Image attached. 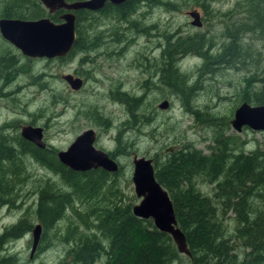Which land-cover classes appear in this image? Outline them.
Returning <instances> with one entry per match:
<instances>
[{
	"label": "trees",
	"instance_id": "trees-1",
	"mask_svg": "<svg viewBox=\"0 0 264 264\" xmlns=\"http://www.w3.org/2000/svg\"><path fill=\"white\" fill-rule=\"evenodd\" d=\"M142 5L162 7L166 11L174 7L172 0H125L117 5L105 2L94 12L74 11L75 41L69 53L85 48L79 43L81 28L91 13L114 15L128 28L135 29L139 20L132 15ZM201 6L205 9L204 3ZM246 8L245 21L233 23L229 29L226 27L222 34L224 41L216 51L212 50L214 40L202 34L171 39L172 34L168 33L160 48L161 62H164L156 74L158 87L172 90L193 120L210 131L211 144L206 153L186 142L162 157L155 153L152 158L155 180L169 196L176 225L190 253L184 255L186 264H264V143L245 151L244 140L227 133L229 121L225 116L193 105L197 80L188 84L191 79L176 65L179 55L194 56L200 60L196 69L198 76L214 73L220 67L234 66L241 58L237 53L239 30H256L264 37V0H247ZM57 14L48 13L38 0H0V17L47 16L57 22ZM17 63L18 59L9 50L0 48V74L15 72ZM118 95L125 103L132 102L129 108L139 102L138 97L125 92ZM241 95L240 102L264 104V85L251 90L245 87ZM90 112L95 124L107 128L94 108ZM130 114L138 117L132 111ZM140 117L142 126L150 122V117L143 114ZM36 152L30 154L38 162L44 157L46 167L52 166V172L61 182L60 186L52 182L37 189L32 211L43 230L53 229L59 222L67 223L58 234L66 248L56 264H95L98 261L101 264H185L167 233L157 230L151 219L132 214L134 197L124 196L110 179L119 171L76 172L60 164L53 150L45 151L43 157ZM7 153L6 160L15 162L12 177L17 181L18 158L10 150ZM0 179L6 180L2 169ZM203 184L210 186V193L200 189ZM30 227L29 220L23 217L0 233V264H17L13 255L1 253L7 242L20 238Z\"/></svg>",
	"mask_w": 264,
	"mask_h": 264
},
{
	"label": "rangeland",
	"instance_id": "rangeland-1",
	"mask_svg": "<svg viewBox=\"0 0 264 264\" xmlns=\"http://www.w3.org/2000/svg\"><path fill=\"white\" fill-rule=\"evenodd\" d=\"M172 2L174 9L167 11L162 7L142 5L132 15L139 20L135 29L128 28L114 15L91 13L81 28L83 33L79 43L85 48L62 61L37 57L29 60L0 37V48L9 50L18 59V63L14 64V67L18 65L15 72L0 74V95L10 92L2 97L0 127L7 125L9 128L19 121L25 122L40 109L44 116L40 123H44L45 142L55 150L65 149L73 137L87 127L98 130L94 146L118 153L116 159L121 165L119 173L111 176V182L124 196H133V204L137 199L130 181L132 153L151 159L155 153H159L162 157L169 146L186 142L204 153L208 152L207 146L211 144L209 129L193 120L172 90L158 87L156 74L164 62H161L160 48L168 33L172 34L171 39L186 34H202L214 40L212 50L216 51L224 41L222 34L226 27L229 29L233 23L245 21L243 16L247 0ZM201 3L205 4V9ZM190 10L199 13V27L190 25V17L186 14ZM236 35L239 38L237 53L241 58L232 67H220L214 73L198 76L196 69L200 65L199 59L179 55L176 61L178 70L191 79L188 84L197 80L192 104L209 113L225 116L228 121L240 103L245 87L251 90L264 85V37L256 30H239ZM97 44L100 45L96 48ZM104 50L112 52L105 54ZM74 70L92 79L77 92L71 91L60 78L62 74ZM4 78L8 81L6 87H2ZM113 85H119V91L139 98L136 105L132 104L133 109L129 108L132 102L125 103L123 98L119 99L120 95L114 92L115 89H110L107 94L109 86ZM163 99L168 101V106L158 109L157 104ZM21 107L27 109L29 115L23 113L16 117L13 111H21ZM91 108L99 117L108 118L107 128L89 121L93 115ZM130 111L138 117L133 118ZM141 114L150 117L147 125L142 126ZM227 133L244 140L242 146L245 151L264 143V131L243 128L236 133L229 126ZM16 166L19 175L12 192L14 198L11 205L0 207V233L23 217L29 220L30 229L34 224H39L32 214L37 189L43 183L61 185L58 177H52L34 164L30 165L29 160L21 156ZM200 189L210 193V186L206 184L201 185ZM66 225L63 221L55 224L53 229L43 230L40 227L39 244L31 254L30 229L20 238L7 242L1 254L13 255L17 264H56L66 248L58 235ZM185 261L186 256L182 254L181 262Z\"/></svg>",
	"mask_w": 264,
	"mask_h": 264
},
{
	"label": "water",
	"instance_id": "water-1",
	"mask_svg": "<svg viewBox=\"0 0 264 264\" xmlns=\"http://www.w3.org/2000/svg\"><path fill=\"white\" fill-rule=\"evenodd\" d=\"M48 13L55 10H65L59 15V22H54L47 16L35 19L5 18L0 17V37L16 48L21 55L37 58H54L65 55L74 41V11L86 9L95 11L105 2L117 5L125 0H38ZM190 25L199 27V13L196 10L187 11ZM61 79L69 89L76 90L81 85V80L71 74H62ZM168 101L163 99L157 104L158 109H165ZM229 126L239 133L242 128L251 131H264V104L252 105L245 101L240 102L233 110L229 119ZM20 136L42 148L40 127L22 125ZM94 132L91 129L82 130L77 134L65 149L56 151L59 162L74 171H85L100 167L114 172L116 163L108 154L93 146ZM173 147L165 151H172ZM131 175L133 193L136 203L132 204L131 212L139 218H149L153 226L167 233L177 252L189 256L185 239L176 225L172 205L166 190L155 180L152 159L143 155L132 154ZM40 234V225L34 224L30 230V254L35 249Z\"/></svg>",
	"mask_w": 264,
	"mask_h": 264
},
{
	"label": "flooded vegetation",
	"instance_id": "flooded-vegetation-1",
	"mask_svg": "<svg viewBox=\"0 0 264 264\" xmlns=\"http://www.w3.org/2000/svg\"><path fill=\"white\" fill-rule=\"evenodd\" d=\"M64 11L65 10H62V9H58V10H55L54 11V12H58L57 19L59 21H60L59 15L61 13H63ZM92 12H94V11H92ZM74 41H75V33H74ZM72 45H73V43H72ZM99 45L100 44H97L96 48ZM102 46H103V44H102ZM107 47H108V45L106 44V48ZM104 51L105 52H103V53H105V54H109L110 52H112V51H109V50H107V51L104 50ZM69 52H70V50L65 55H63V56L54 57V58H50V59H58L59 61H62V60L66 59L67 57H70L72 55ZM75 52H77V51H75ZM92 52L93 53H97L96 50H92ZM26 58L27 59H29V58L30 59H33V58H36V57H26ZM82 59L83 58H81V60ZM68 74H71L73 78L76 77V78H79L81 80V85H80V87L78 89H76V90L70 89L71 91H74V92L79 91L84 84H86L89 81H92V79L91 78H88V76L85 73L82 74L78 70H74L72 73H68ZM60 78H61V76H60ZM7 84H8V81L5 79V82H4V84H2V87H6ZM118 87H119V85H113L111 87L109 86V88L107 90V94L110 93V89H115L114 92L116 94L122 93L121 91H119ZM16 88H18V87L16 86ZM6 90H9V89H6ZM9 93H10L9 91H6L5 93H2L0 95V101H1L0 104H2V101H4L2 99V97L3 96H6ZM13 113L16 115V117H18V115H21L23 113L29 115L28 110L25 109V108H23V107H21V111H13ZM43 119H44V116L42 115V111H40V109H39V110H37L35 112V115H33L32 117H30V119L27 120V121H25V122H20L19 121V122H17L16 124H14L13 126H11L9 128H8L7 125H4V128H2L3 126L0 127V169H2V174L4 175V177H6V180L0 179V207L3 206V205H5V206L11 205V201L13 200V197H14L13 194H12V192L14 191V183H15V181H14V179L12 177V167L15 164V162L12 164L11 162H9V161L6 160L5 157L8 156V153H7L8 150H10L12 153H14L16 155V158L19 159V157L21 156L22 158L29 160L30 165L33 166V164H34V165L38 166L39 168H42V170H46L48 172V174L51 175L52 177H56V174L52 172L53 170H51L52 166H47L46 167V165L44 163V157H43V155L45 156V154H44L45 151L47 152V151L53 150L54 155L56 157V151H58V150H55L51 146H48L46 144V142H45V135H44L45 127H44V123L43 124L40 123V121L43 120ZM102 119H103V122L105 123V125L107 126V124H108V118H106L104 116V117H102ZM91 122H93L92 118H91ZM22 125H30V126H34V127H40L41 128V133H42L41 139L44 142L45 146L42 147V148H40V147L36 146L33 142L28 141V140L22 138L20 136V133H19L20 126H22ZM86 129L93 130L92 128H89V127H87ZM11 130H14V132H12ZM9 131H10V133H9ZM81 131H79L77 134H79ZM93 132H94V140H93V146H94V144L96 143V137H97L99 131L98 130L97 131L93 130ZM169 147H173L174 148V146H169ZM97 149H99V148H97ZM59 150H61V149H59ZM36 151H39L40 154H41V156L43 157V159L40 162H38V160L35 159V157L30 154V152L35 153ZM104 152H106L108 154V157L111 158L116 163V165H117L116 171H119L121 169V165L118 163V161L116 159L117 158L116 155H118V153H115L114 151L113 152L104 151ZM164 152H166V151H164ZM167 152H170V151H167ZM36 153H38V152H36ZM49 153H52V152H49ZM132 154H131V156H132ZM41 156H40V158H42ZM56 159H57V157H56ZM58 162H59V160H58ZM130 163H131V161H130ZM94 169H101V168L100 167H97V168H94ZM88 170H93V169L91 168V169H88ZM101 170H103V169H101ZM85 171H87V170H85ZM103 171H105V170H103ZM116 171H114V173H116ZM76 172H84V171H76ZM105 172L109 173L108 171H105ZM110 173H113V172H110ZM42 186H44V183H43ZM11 225H9V226H11ZM9 226L5 227L3 229V231L6 228H8ZM40 227H41V225H40ZM38 242H37V244H39Z\"/></svg>",
	"mask_w": 264,
	"mask_h": 264
},
{
	"label": "bare ground",
	"instance_id": "bare-ground-1",
	"mask_svg": "<svg viewBox=\"0 0 264 264\" xmlns=\"http://www.w3.org/2000/svg\"><path fill=\"white\" fill-rule=\"evenodd\" d=\"M30 59V58H29Z\"/></svg>",
	"mask_w": 264,
	"mask_h": 264
}]
</instances>
